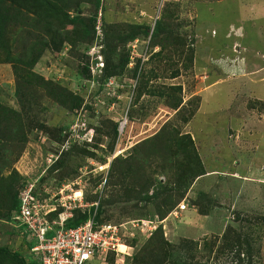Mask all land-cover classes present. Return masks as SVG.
I'll list each match as a JSON object with an SVG mask.
<instances>
[{"label":"rangeland","instance_id":"374dc122","mask_svg":"<svg viewBox=\"0 0 264 264\" xmlns=\"http://www.w3.org/2000/svg\"><path fill=\"white\" fill-rule=\"evenodd\" d=\"M98 9L94 2L85 3L83 16L94 17L98 10L97 28L106 25L108 36L97 35L96 28V38H85L76 48L66 45L56 55L58 58L47 52L36 67L46 79L66 85L84 99L64 104L63 99L43 91L38 96L39 119L61 132L35 129L20 157L16 143H11L7 157L11 167L0 174V247L18 253L27 263L35 258L32 240L15 221L17 214L12 209L28 190L44 212L54 210L46 216L50 223L64 214L62 204L71 202L77 206L73 217L77 210L83 213L95 208L98 216L103 212L100 221L97 218L99 224L118 226L153 217L154 205L135 197L147 177L154 180L155 186L143 196L161 194L162 187H167L166 193L174 189L172 196L179 191L187 193L189 185L178 188L175 183L174 160L161 154V144L156 142L155 149L144 145L164 127L182 135L190 131L198 147L208 146L215 152L217 159L208 154L209 169L264 177V0H101ZM119 25L125 42L115 40L119 55L111 60V46L106 41L116 38ZM129 26L147 27L149 35L128 41ZM126 58L132 68L124 69L123 76L107 80V61L119 64ZM8 74L1 66L0 102L18 109L13 98L14 81ZM179 101L182 103L175 110ZM180 159L185 160L186 155ZM121 169L131 171L125 184L136 190L133 198L124 196L117 173L110 182L111 171ZM230 180L212 178L199 188L209 197L197 195L193 199L198 200L201 209L208 207V223L196 220L203 215L188 210L191 205L187 206L184 196L179 204L185 203L188 211L168 215L163 228L166 239L173 244L186 237L196 239L201 252L204 246L216 250L217 240L228 226L236 234L250 236L251 224L238 220L235 213L243 218L246 213L264 215V194L259 196L261 191H254L258 185L248 184L251 207L237 205L233 200H242L239 194L243 190ZM136 236L137 243L133 237L126 240L134 248L131 254L150 235L137 231ZM199 252H193L198 259L184 253L173 264L229 261L227 257L217 260L214 254L203 259ZM242 258L249 260L246 253ZM127 262L110 255L106 260L86 264ZM255 264L262 263L256 260Z\"/></svg>","mask_w":264,"mask_h":264},{"label":"trees","instance_id":"16d2710c","mask_svg":"<svg viewBox=\"0 0 264 264\" xmlns=\"http://www.w3.org/2000/svg\"><path fill=\"white\" fill-rule=\"evenodd\" d=\"M88 2H94L96 9H98L101 0H0V67L4 66L9 71L8 78H12L14 81L13 98L18 107V109H14L0 102V174H3L7 167H11V162L7 161L11 143H16L17 157H20L29 142L30 135L35 129L51 134H54L55 131L61 132V129L50 128L39 119L41 108L38 103V96L43 91L47 90L51 96L63 99L64 104L68 100L81 101L84 99L82 95L69 90L66 85L46 79L37 71L36 67L45 53L50 52L54 57L58 58L59 55H56L66 45L69 44L76 48L78 43L82 44L84 42L85 38L92 35L93 38L95 37L99 9L94 17H84L83 5ZM91 24L92 31L90 32ZM69 26H73L72 29H69ZM117 27L116 38L106 41V45L109 48L111 46L109 52L111 60L119 55V46L115 40H121L120 43L125 42L122 26L119 25ZM97 32L99 36L103 35V33L108 36L106 25L102 28L98 27ZM129 32L131 35L128 41H133L138 36H148L149 28L129 26ZM107 63V80L123 76L124 69H128L130 64L128 58L120 61L119 64H110L109 61ZM181 103L182 101L176 103L174 109L177 110ZM115 134H117L116 130ZM156 142L161 144L159 149L161 154L174 160L175 171H173L172 176L175 178L178 188H182L183 185L186 187L187 183L191 185L195 179L206 174L191 134L182 135L178 131L164 127L153 138L145 140L144 145L147 148L155 149ZM163 150L166 154L163 153ZM181 155H186V159H180L179 161ZM196 163H198V166L195 165ZM132 165L133 163L129 164V166ZM165 168L163 166V169ZM115 173L119 176H116L117 184L121 183L124 188V196L133 198L132 195L135 194L136 190L127 188L129 183L125 184V180L128 181L131 176V171L128 172L127 169H121L118 172L111 171V183L116 175ZM154 184V180L149 177L145 178L142 183V191H136L135 197H140L142 201L153 204L154 215L151 218L157 216L159 220L163 221L184 199L186 193L182 194L179 191L178 194H173L172 196L171 192H174V189L173 191L168 189L166 193L167 187H162L163 192L161 191V194L157 193L152 197L143 196L145 191L155 186ZM6 185L8 186L7 182ZM125 188L129 190L127 191ZM164 193L166 194L164 195ZM204 195L202 194L203 197L206 196ZM197 201L190 202V205L195 207L201 215H209L208 209H201ZM107 204H109V201H107ZM12 210H16V214L19 213V201H17ZM93 210L83 213L80 210L75 211L74 217L67 222L66 227L74 228L87 222L93 216ZM102 213V211L99 212V216L98 211L96 213L95 220L98 224ZM235 215L239 216L238 220L241 219L251 224L250 236L240 233L236 234L233 231L234 228L228 226L221 239L218 238L216 250L212 249L211 246L209 248L204 246L205 250H202L201 253L198 251L197 244L188 240L173 244L166 239L163 226L159 225L141 248L132 254L131 257H126L127 264H173L174 260L184 253L190 254L193 259H198L195 256L198 252L203 255L201 257L203 259L206 256H204V253L214 254V258L217 260L227 257L229 261L226 264H255L256 260L264 264V244L262 242L264 215L246 213V218H243L242 214L238 212ZM22 227L30 235L26 227ZM242 228L248 229L249 226ZM137 236L136 232H134L132 239L138 241ZM137 241L134 243H137ZM34 243L31 241V248ZM204 245L207 244L205 243ZM243 253L248 256V261L242 258ZM110 255L114 254H109L108 256ZM8 262H15L14 264H39L35 258L30 263H27L18 253L12 252L7 247H0V264H8Z\"/></svg>","mask_w":264,"mask_h":264},{"label":"built area","instance_id":"2783aa9c","mask_svg":"<svg viewBox=\"0 0 264 264\" xmlns=\"http://www.w3.org/2000/svg\"><path fill=\"white\" fill-rule=\"evenodd\" d=\"M101 65V64H99ZM64 214L56 222L47 220L49 212H44L38 199L26 191L21 199L20 210L16 220L26 227L35 245L32 253L39 264H86L94 259L106 258L110 253L117 257L129 255L126 250V240L134 236L135 230L152 233L157 229L152 220L132 221L127 225H113L111 223L98 225L95 214L84 224L67 228L66 223L73 217L72 212L77 207L71 202L63 203ZM180 210L186 206L181 204Z\"/></svg>","mask_w":264,"mask_h":264},{"label":"crops","instance_id":"0c3cea01","mask_svg":"<svg viewBox=\"0 0 264 264\" xmlns=\"http://www.w3.org/2000/svg\"><path fill=\"white\" fill-rule=\"evenodd\" d=\"M248 64V63H247ZM249 65V64H248ZM247 65V66H248ZM131 67V66H129ZM251 67V65H249V68ZM262 67V65H261ZM132 68V67H131ZM112 79H110L109 81H111ZM202 108V107H201ZM201 110V109H200ZM199 110V111H200ZM198 111V112H199ZM197 112V113H198ZM197 115V114H196ZM189 134H191V132L189 131ZM193 137V135H192ZM194 141H195V145L197 147V151H198V154H199V157H200V160H201V163H202V167L204 169V172L206 173L205 175H202L200 177H198L197 179H195V181L189 185L187 182V185H189V190L188 192L185 194V197L187 199V206H190V202L192 201H196V200H193L195 199L196 197L198 196H201L202 194H205V195H208L207 192H203L204 190L203 189H200L199 188L201 186H205L207 183H209L211 181L212 178L216 177V179H231L230 181H234L237 185H238V188L243 190L241 194H239V196H243V199L239 201V197H237L234 201L235 204H242L243 206H248V207H251V189H250V192H248V188L251 187V185L249 186L248 184H253L255 186H259V189H255L254 191H261V193L259 194V196H263L264 194V177L262 176H252L251 177V172L249 175H246V174H242L240 171L238 170H235V171H229V173L227 172H224V171H217L215 169H209L207 167V164H206V160H209L208 157L210 155V157L212 159H217V154L215 153H212L211 149L206 146V147H201V146H197V141L195 140V137H193ZM211 151V152H210ZM210 153V154H209ZM209 154V155H208ZM251 166V163L248 164V167ZM223 176H227L226 178H223ZM243 181V184L239 183V182H242ZM245 186V187H244ZM185 187V185H183V188ZM188 187V186H187ZM199 191V193L197 192ZM184 193V192H183ZM198 195V196H197ZM209 197V195H208ZM213 197H216L215 195ZM181 204H185V203H181ZM170 207V206H169ZM177 207H175L172 212L170 213L171 216H175V213H187L188 210L190 211H193V213H197L198 215V210L193 207L192 205L190 206V208L187 210V208L183 211H177L176 210ZM208 209V207H207ZM192 214V213H190ZM188 215H189V212H188ZM190 216V215H189ZM168 218V217H167ZM166 219V218H165ZM196 219V218H195ZM209 219H210V216L207 215V216H198V218L196 219L197 221H200L201 224L203 223H208L209 222ZM195 220V221H196ZM166 221V220H165ZM164 221V222H165ZM189 239V240H188ZM192 238H187L186 239H183L182 241L184 240H188V241H191V242H194L195 244L196 243V239H192ZM179 241V243L181 242L180 240H177ZM198 245V244H197ZM205 255H208V256H211V254H205L204 253V256Z\"/></svg>","mask_w":264,"mask_h":264},{"label":"clouds","instance_id":"9594fccd","mask_svg":"<svg viewBox=\"0 0 264 264\" xmlns=\"http://www.w3.org/2000/svg\"><path fill=\"white\" fill-rule=\"evenodd\" d=\"M235 48H236V47H235ZM97 64H98V63H97ZM97 64H96V65H97ZM130 65H131V64H130ZM130 65H128V67H129ZM98 66L100 67L99 64H98ZM121 129H123V128H122V125H121ZM180 205H181V204H179V205L177 206V209H176L177 211H183V210H180V209H179V206H180ZM94 214H95V216H96V212H94ZM94 214H93V215H94ZM16 216H17V215H16ZM16 216H15L14 219H15V221L17 222V220H16ZM71 219H72V218H71ZM69 220H70V219H69ZM69 220H68V221H69ZM146 220H152V221L156 222L157 226L161 225V226H163L164 229H166V226L164 225V221H165V219H164L163 221H161V220H159V218H158L157 216H155V218H150V219H146ZM140 221H141V220H140ZM142 221H143V220H142ZM17 224L20 225L18 222H17ZM66 224H67V223H66ZM83 224H84V223H83ZM97 224H98V223H97ZM105 224H107V223H105ZM98 225H102V224H98ZM20 226H23V225H20ZM77 227H78V226H77ZM138 231H140V230H138ZM134 232H137V230H135ZM144 233H148V232H144ZM152 233H153V232H152ZM152 233H148V234H149V235H152ZM133 237H134V236H133ZM129 238H130V237H129ZM32 241H33V240H32ZM33 242H34V241H33ZM126 243H127V242H126ZM34 245H35V243H34ZM34 245H33V246H34ZM33 246H32V247H33ZM127 246H129L131 249H127V250L125 249V251H127V253H129V255H127V256H125V257H117L115 253H110V254H114V256H115L116 258H122V260H123V258H125V261H126V257H131V255H132V254H131V251H132V249H133V247H131L130 245L127 244ZM31 253H32V248H31ZM32 254H33V253H32ZM33 255H34V254H33ZM108 255H109V254H108ZM108 255L106 256V258L108 257ZM106 258L94 259V260H106ZM91 261H93V260H91ZM91 261H90V262H91Z\"/></svg>","mask_w":264,"mask_h":264},{"label":"bare ground","instance_id":"6f19581e","mask_svg":"<svg viewBox=\"0 0 264 264\" xmlns=\"http://www.w3.org/2000/svg\"><path fill=\"white\" fill-rule=\"evenodd\" d=\"M123 249H125V247L124 246H121V250H123ZM125 251V250H124Z\"/></svg>","mask_w":264,"mask_h":264}]
</instances>
